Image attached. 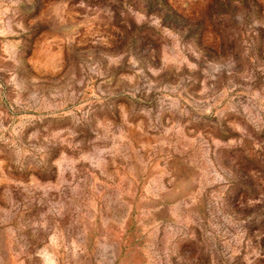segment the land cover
I'll return each instance as SVG.
<instances>
[{"label": "clouds", "instance_id": "9594fccd", "mask_svg": "<svg viewBox=\"0 0 264 264\" xmlns=\"http://www.w3.org/2000/svg\"><path fill=\"white\" fill-rule=\"evenodd\" d=\"M0 264H264V0H0Z\"/></svg>", "mask_w": 264, "mask_h": 264}]
</instances>
